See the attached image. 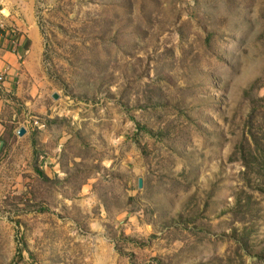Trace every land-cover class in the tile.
<instances>
[{
	"label": "rangeland",
	"instance_id": "obj_1",
	"mask_svg": "<svg viewBox=\"0 0 264 264\" xmlns=\"http://www.w3.org/2000/svg\"><path fill=\"white\" fill-rule=\"evenodd\" d=\"M9 1L0 264H264V0Z\"/></svg>",
	"mask_w": 264,
	"mask_h": 264
},
{
	"label": "crops",
	"instance_id": "obj_2",
	"mask_svg": "<svg viewBox=\"0 0 264 264\" xmlns=\"http://www.w3.org/2000/svg\"><path fill=\"white\" fill-rule=\"evenodd\" d=\"M0 14L5 25L0 32V72L7 73L11 80L28 66L36 68L41 42L34 22L19 19L9 0H0ZM3 88L9 89L10 84L4 83Z\"/></svg>",
	"mask_w": 264,
	"mask_h": 264
},
{
	"label": "water",
	"instance_id": "obj_3",
	"mask_svg": "<svg viewBox=\"0 0 264 264\" xmlns=\"http://www.w3.org/2000/svg\"><path fill=\"white\" fill-rule=\"evenodd\" d=\"M53 99H56V95H52ZM25 133V130L23 128H19L17 131H16V134L18 136H22L23 134ZM138 187H141V181L139 180L138 181Z\"/></svg>",
	"mask_w": 264,
	"mask_h": 264
},
{
	"label": "built area",
	"instance_id": "obj_4",
	"mask_svg": "<svg viewBox=\"0 0 264 264\" xmlns=\"http://www.w3.org/2000/svg\"><path fill=\"white\" fill-rule=\"evenodd\" d=\"M0 30H5V25H4L1 14H0ZM0 79H1V77H0Z\"/></svg>",
	"mask_w": 264,
	"mask_h": 264
}]
</instances>
